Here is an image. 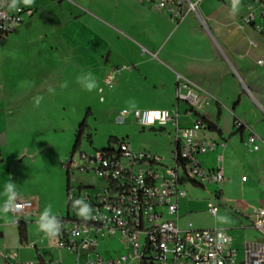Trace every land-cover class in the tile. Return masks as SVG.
<instances>
[{
    "label": "rangeland",
    "instance_id": "rangeland-1",
    "mask_svg": "<svg viewBox=\"0 0 264 264\" xmlns=\"http://www.w3.org/2000/svg\"><path fill=\"white\" fill-rule=\"evenodd\" d=\"M60 1L34 0L31 6L21 3L20 6L33 8L36 13L21 26V29L26 30L25 36L0 52V96L6 104L9 103L6 111L14 114L15 121L11 124L17 125L23 132L28 131L21 134L18 146L22 148L32 145L47 150L46 154L40 155V164L29 167L34 175L33 184L47 186L45 194L49 195L50 188L56 187L58 182L59 161L68 181L65 163L73 152L76 135L84 121L86 128L77 158L80 152L94 155L96 150L107 148L111 144L110 140L116 138L125 140L135 151H147L162 157L166 166L173 167L175 144L171 124L164 127H142L133 116H121L123 110L176 108L171 84L166 90L158 84L165 77L163 71H159L154 63L147 64L143 60L152 58L151 54H144L128 35L132 31L133 37L140 40V35L150 29L163 34L169 26L166 19L150 15L151 12H146V9L132 0H65L63 4ZM212 8L213 1L206 0L201 7L202 14L207 17L211 13L217 16L223 12ZM206 35L214 46L212 37ZM126 40L133 46L129 47ZM193 43L197 48L207 51L206 41L195 38ZM51 46L58 48L59 60L48 63L45 53ZM87 73L92 74L97 84L91 92L82 86L79 79ZM111 73H116L113 89L105 82ZM49 88H53L54 93H50ZM235 92V85L228 78L224 95L232 97ZM36 96L43 97L39 107L35 106ZM227 102L229 104L230 100ZM254 108L251 103L244 101L240 111L255 116ZM261 122L264 127V119ZM221 125L225 128L227 121L221 120ZM203 134L209 139L218 137L209 130ZM234 135L238 136L237 133ZM235 143L236 148L232 149L234 160L240 159L250 149L240 139ZM233 169V189L240 192L242 177L248 176V170L242 172L239 163L234 164ZM180 176L190 202L188 210L181 215L182 227L188 228L189 224L194 228L215 226L218 216L228 217L227 223L218 221L219 226H233L236 215L226 211L223 206H218L216 217L208 211L207 204L214 199V185L202 189L191 183L183 173ZM72 179L83 185H99L93 173L76 171ZM226 195L227 190H224L223 198ZM65 199L63 216L67 213V191ZM193 216L199 219L200 225L193 223ZM187 217L190 219L187 220ZM42 235L38 225L31 226L27 244L30 247L25 244L19 252L22 264H38L33 242L38 249H45L46 257L52 256L51 259L56 261L63 259L66 264H74L73 256H69L66 251H56L50 243H43ZM234 235L237 238L247 237L250 232H236ZM6 238L7 245L16 248L15 231L9 230ZM98 251L104 257L120 256L127 252L118 236L102 240Z\"/></svg>",
    "mask_w": 264,
    "mask_h": 264
},
{
    "label": "built area",
    "instance_id": "built-area-1",
    "mask_svg": "<svg viewBox=\"0 0 264 264\" xmlns=\"http://www.w3.org/2000/svg\"><path fill=\"white\" fill-rule=\"evenodd\" d=\"M139 1L166 14L173 25H179L189 16H196L205 25L199 12L204 0ZM233 2L231 0L232 5ZM19 8L20 11L9 10L6 4L0 7V45L35 14L33 8L20 5ZM240 26H255L264 35V0H250ZM115 76L116 73H111L105 79L110 89L115 86ZM175 98L177 104L188 106V115L198 114L203 106L199 90L182 77L177 79ZM121 116H133L142 127L171 124L174 128V166H166L162 157L151 152L135 151L125 140L114 141L107 148L96 150L94 155L80 152L77 158L78 149L73 151L65 163L69 179L67 213L50 217L61 228L55 237L57 249L73 256L74 264H236L238 249L227 230L180 225L179 203L188 195L181 182V173L195 186H220L225 180L220 167L206 169L198 161L199 155L219 145L217 141L202 137V132L209 129L201 115H197L191 126L181 125L182 114L178 107L123 110ZM234 126L241 130L244 123L236 119ZM257 142L258 137L250 132L246 145L258 151ZM76 171L93 173L99 185L75 183L72 175ZM81 199L88 204L92 219L85 220L77 214L84 204L74 205V201ZM15 203L21 205L10 210L15 216L32 207L29 200ZM208 211L216 217L219 208L210 201ZM252 215L253 226L261 237L244 244L241 264H264V202ZM117 236L126 254L102 256L98 251L100 242ZM4 259V264H11L8 257ZM58 264L65 263L59 261Z\"/></svg>",
    "mask_w": 264,
    "mask_h": 264
},
{
    "label": "crops",
    "instance_id": "crops-1",
    "mask_svg": "<svg viewBox=\"0 0 264 264\" xmlns=\"http://www.w3.org/2000/svg\"><path fill=\"white\" fill-rule=\"evenodd\" d=\"M132 1L146 9V12H151L150 15L155 14L165 18L169 24L168 30L163 34L150 29L146 34L140 35V40L133 37L132 31L128 33L131 40L141 47L144 54H151L152 58H143V60L147 64L154 63L159 71H163L162 74L165 77L160 79L159 86L166 90L167 86L171 84L175 97L177 79L182 77L190 81L202 96L203 106L198 114H186L188 106L183 103L177 104L176 101V107L182 114L181 125L191 126L197 115H201L216 124L221 130V135L213 132L218 137L210 139L203 134L204 131L202 132V137L217 141L219 145L215 150L199 155L198 161L206 169L217 167L222 169L225 180L220 186L214 185L213 202L217 206H223L226 211L229 210L230 213L235 214L236 220L233 222L234 227L231 225L229 227L227 225L219 226L216 220L215 226L195 228L227 230L233 238L234 246L238 249L236 264H241L244 244L258 241L261 237L260 232L253 226L252 212L264 202V127L261 122L264 119V35L255 26H240L241 19L248 12L250 0H240L237 5L238 10L235 12H233L231 0H212L214 3L212 10L216 9L223 12L217 16L211 13L207 17L201 11V7L206 2L204 0L200 5L199 12L205 21V25L196 16H189L179 25H173L169 22L166 14L157 12L153 7L139 0ZM64 2L65 0H61L60 4ZM25 33L26 30L21 29V27L16 30L0 45V52L5 51L7 45H11L24 37ZM206 34L212 37L215 42L214 46L209 42L210 39ZM195 38L207 42V51H203L194 45ZM125 42L131 47L132 44L128 40ZM78 48L82 49L80 46ZM57 49V47L51 46L46 51L45 59L48 63L59 60ZM139 65L141 66V63ZM228 78L235 85L236 92L232 97H229L230 95L225 97L224 95L225 82ZM228 100H230L229 104ZM244 101L255 107V116L240 111ZM8 105L9 103L6 104L0 96V208L8 199L5 194V185L9 182L15 184V202L29 200L32 202V207L16 216L11 211L0 213V264L5 263L4 257H8V262L11 264H22L19 259V252L23 250L22 246L25 244L30 247L27 245L29 244V230L31 226L38 225L45 207L49 204L52 206L49 218L63 216L68 181L65 179L60 165L61 161H59L58 182L56 187L50 188L51 193L49 195L45 194L47 186L33 184L34 175L31 174L29 167L40 164L39 157L41 154H46L47 150L32 145L22 148L18 146L21 134L28 133V131L23 132L17 125L11 124L15 118L13 113L6 111ZM219 108L221 114L218 118ZM189 119L191 121L187 122ZM236 119L244 123L243 129L237 130L235 128L234 121ZM221 120L227 121L225 128L221 125ZM250 132L258 137V151L246 145ZM235 133L240 137L234 135ZM238 139L250 149L247 150L246 154L241 155L240 159L234 160L232 159V149L236 148L235 142ZM238 163L242 166V172L248 170L246 179L243 180L244 177H242L240 192L233 189V166ZM209 185L212 184L198 187L205 189ZM224 190H227V195L223 198ZM189 204L187 197L179 203L180 225L182 223L181 215L188 210ZM16 218L18 222H16ZM188 219L190 217H187ZM193 223L200 225L201 222L196 216H193ZM19 224L24 226V240H21L20 237ZM9 230L16 233V248L7 245L6 236ZM236 232L240 234L250 232V235L237 238L234 235ZM42 233L41 241L50 243L53 249L60 251L56 247V238H50L44 232ZM32 246L36 248L38 264L43 262L58 264L59 261L64 263L63 259L56 261L51 259L52 256L46 257L45 249H38L36 243L33 242ZM66 253L71 256L68 252Z\"/></svg>",
    "mask_w": 264,
    "mask_h": 264
},
{
    "label": "clouds",
    "instance_id": "clouds-1",
    "mask_svg": "<svg viewBox=\"0 0 264 264\" xmlns=\"http://www.w3.org/2000/svg\"><path fill=\"white\" fill-rule=\"evenodd\" d=\"M23 4L24 6H31L34 4V0H0V7L7 5L9 10H16L20 11L21 9L19 8L20 4ZM239 4V0H234L233 2V12L237 11V5ZM85 76L87 77V82H85ZM82 86L89 92L93 91L96 87L97 84L95 82V79L92 77L91 73H87L86 75L82 76L79 78ZM48 91L50 93H54L53 88H49ZM103 98H101L102 100ZM43 100L42 96H36L34 97L35 101V106L39 107L41 101ZM5 194L8 196L7 201L5 202L4 206L0 208V213H7L13 208H20L21 205L16 204V192H15V184L13 182H9L5 185ZM84 204V207L79 208L78 210V215L83 217L85 220L87 219H92L93 217L91 216L90 209L88 207V204L85 203L82 199L81 200H75L74 205L77 204ZM51 205H47L41 214V217L38 221V226L39 230L44 232L46 236L50 238H54L60 234L61 228L57 227L56 221L54 218H49V213L51 212ZM218 221L227 223L228 222V217L227 216H218L217 217Z\"/></svg>",
    "mask_w": 264,
    "mask_h": 264
},
{
    "label": "trees",
    "instance_id": "trees-1",
    "mask_svg": "<svg viewBox=\"0 0 264 264\" xmlns=\"http://www.w3.org/2000/svg\"><path fill=\"white\" fill-rule=\"evenodd\" d=\"M220 114H221V111H220V108L218 109V118L220 117ZM201 118L203 119V121L207 124V127L210 131L212 132H215L217 133L218 135H221V130L218 128V126L212 122H210L209 120H207L205 117L201 116ZM85 128H86V121H84L80 127H79V131L76 135V142H75V145H74V148H73V151L77 150L80 146V141H81V138L84 134V131H85ZM118 139L116 138H112L110 140V143L114 142V141H117ZM68 183H69V179H68ZM68 187V186H67ZM19 233H20V237H21V240H24V237H25V230H24V226L22 224H19Z\"/></svg>",
    "mask_w": 264,
    "mask_h": 264
}]
</instances>
